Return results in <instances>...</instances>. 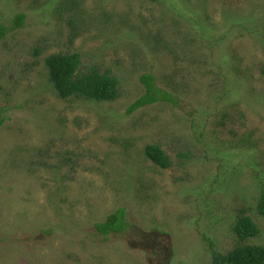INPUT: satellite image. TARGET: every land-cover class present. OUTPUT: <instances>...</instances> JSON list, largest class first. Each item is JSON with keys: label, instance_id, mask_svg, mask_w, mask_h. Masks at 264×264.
Masks as SVG:
<instances>
[{"label": "rangeland", "instance_id": "rangeland-1", "mask_svg": "<svg viewBox=\"0 0 264 264\" xmlns=\"http://www.w3.org/2000/svg\"><path fill=\"white\" fill-rule=\"evenodd\" d=\"M20 12L0 41V264H212L242 209L264 245V0H0V22ZM74 51L117 99L59 96L45 58ZM145 72L177 101L128 113ZM118 207L129 228L97 233Z\"/></svg>", "mask_w": 264, "mask_h": 264}, {"label": "trees", "instance_id": "trees-1", "mask_svg": "<svg viewBox=\"0 0 264 264\" xmlns=\"http://www.w3.org/2000/svg\"><path fill=\"white\" fill-rule=\"evenodd\" d=\"M25 18L26 14L20 12L15 15L11 25L0 22V41L10 31L22 27ZM74 30L75 34L76 29ZM70 41H72V38ZM45 66L49 80L61 98L82 96L97 101H113L119 97V78L111 73L109 69L101 71L97 65H92L91 68L82 72L80 70L82 57L77 51L50 54L45 58ZM140 81L144 86V92L128 106V113H133L140 108L160 101L176 103L175 95L157 85L156 77L152 73H142ZM3 122L4 118H0V125ZM144 152L147 158L161 168H167L171 165L168 155L157 144H147ZM256 209L264 217V187L258 197ZM241 213L242 215L233 226V231L241 244L227 253H218L212 247V264H264V245L244 243L247 239L258 235L260 228L252 217L245 215V210L242 209ZM129 226L130 222L127 218L126 207H118L105 220L95 223L97 233L102 235L122 233Z\"/></svg>", "mask_w": 264, "mask_h": 264}]
</instances>
